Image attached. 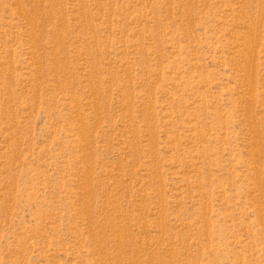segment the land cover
I'll use <instances>...</instances> for the list:
<instances>
[{
    "label": "rangeland",
    "instance_id": "rangeland-1",
    "mask_svg": "<svg viewBox=\"0 0 264 264\" xmlns=\"http://www.w3.org/2000/svg\"><path fill=\"white\" fill-rule=\"evenodd\" d=\"M0 264H264V0H0Z\"/></svg>",
    "mask_w": 264,
    "mask_h": 264
}]
</instances>
